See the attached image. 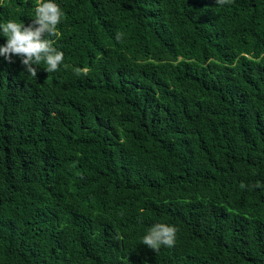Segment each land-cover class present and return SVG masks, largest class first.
<instances>
[{"label": "trees", "instance_id": "trees-1", "mask_svg": "<svg viewBox=\"0 0 264 264\" xmlns=\"http://www.w3.org/2000/svg\"><path fill=\"white\" fill-rule=\"evenodd\" d=\"M55 2L69 67L0 57V264H264V0Z\"/></svg>", "mask_w": 264, "mask_h": 264}, {"label": "clouds", "instance_id": "clouds-1", "mask_svg": "<svg viewBox=\"0 0 264 264\" xmlns=\"http://www.w3.org/2000/svg\"><path fill=\"white\" fill-rule=\"evenodd\" d=\"M234 0H215V3L224 6ZM6 6V0H0V7ZM34 16L30 24L16 22L9 19L0 24V34L7 38L6 43L0 45V57L8 63H14L13 57H19L21 65L32 77L38 78V69L44 64L47 73L65 69L69 66L64 62V53L54 44L61 36L58 26L66 18L61 6L55 0H35ZM124 34L116 33V40L121 41ZM77 76H88L90 69L75 68ZM259 187L260 185H255ZM241 187H245L242 183ZM178 229L165 223L154 224L142 237L141 243L155 252L162 246L172 248L176 243Z\"/></svg>", "mask_w": 264, "mask_h": 264}]
</instances>
